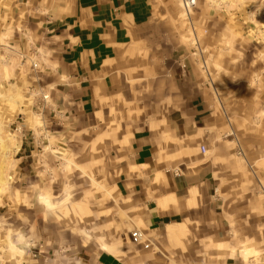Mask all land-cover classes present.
Returning <instances> with one entry per match:
<instances>
[{"label": "rangeland", "instance_id": "374dc122", "mask_svg": "<svg viewBox=\"0 0 264 264\" xmlns=\"http://www.w3.org/2000/svg\"><path fill=\"white\" fill-rule=\"evenodd\" d=\"M23 2L0 0V264H119V257L152 264L162 245L142 248L131 232L152 238L144 201L160 192L152 187L163 174L151 186H144L147 178L136 185L119 172L117 158L88 142L92 135L75 133L85 116L66 112L64 100L46 90L53 86L44 74L48 51L37 48L41 41L30 29L37 18L28 12L37 4ZM154 5L141 33L144 41H169V59L157 70L178 76L168 84L190 88L191 97L204 98L197 87H206L213 110L229 117L228 135L214 133L202 154H228L216 158L224 173L223 213L237 219L231 246L218 244L217 254L210 244L207 254H171L170 264H264V0ZM163 96L141 95L146 105ZM169 240L182 245L173 232Z\"/></svg>", "mask_w": 264, "mask_h": 264}, {"label": "crops", "instance_id": "0c3cea01", "mask_svg": "<svg viewBox=\"0 0 264 264\" xmlns=\"http://www.w3.org/2000/svg\"><path fill=\"white\" fill-rule=\"evenodd\" d=\"M30 1L37 4L28 9L37 18L30 29L41 41L37 48L48 51L44 74L53 86L45 89L64 100L66 112L78 109L85 116L74 124L79 127L75 133L92 135L88 142L103 157L117 158L119 172L136 178V185L147 178L144 186H151L163 174L159 187H152L160 192L145 199L142 215L152 235L150 244L162 245L152 264H170L171 254H217L222 251L218 244L231 246L232 221L237 219L233 213L224 216V173L216 161L228 154L210 158L200 150L214 133L225 138L231 123L213 110L206 87H197L204 98L191 97L190 88L168 84L178 76L157 70V62L169 59V41H144L141 33L156 12L157 0L23 3ZM158 80L163 87L158 88ZM157 93L164 95L158 104L146 105L145 99ZM172 231L182 245H171ZM116 259L126 264L125 258Z\"/></svg>", "mask_w": 264, "mask_h": 264}, {"label": "built area", "instance_id": "2783aa9c", "mask_svg": "<svg viewBox=\"0 0 264 264\" xmlns=\"http://www.w3.org/2000/svg\"><path fill=\"white\" fill-rule=\"evenodd\" d=\"M185 5L188 7V8H191L195 5L196 3V0H183ZM38 64L37 63H34V67H37ZM48 97V95H44V98L46 99ZM200 150L201 152L203 153H206L207 152V147L205 144H202L200 146ZM131 239L133 241V243L135 244H141L143 245L145 248H148L150 247V240L148 239V237H146V234L140 230V229H134L132 230L131 232Z\"/></svg>", "mask_w": 264, "mask_h": 264}, {"label": "clouds", "instance_id": "9594fccd", "mask_svg": "<svg viewBox=\"0 0 264 264\" xmlns=\"http://www.w3.org/2000/svg\"><path fill=\"white\" fill-rule=\"evenodd\" d=\"M40 200L42 203H47V201H45L43 197H40ZM48 207H49V209H51L53 206L51 204H48Z\"/></svg>", "mask_w": 264, "mask_h": 264}, {"label": "bare ground", "instance_id": "6f19581e", "mask_svg": "<svg viewBox=\"0 0 264 264\" xmlns=\"http://www.w3.org/2000/svg\"><path fill=\"white\" fill-rule=\"evenodd\" d=\"M162 202H164V201H162ZM165 205V203H162V206H164ZM173 232V231H172Z\"/></svg>", "mask_w": 264, "mask_h": 264}]
</instances>
